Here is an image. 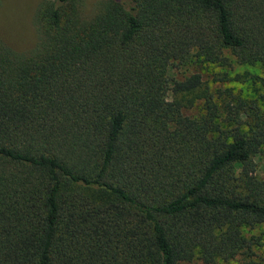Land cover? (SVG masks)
Returning a JSON list of instances; mask_svg holds the SVG:
<instances>
[{
  "label": "trees",
  "instance_id": "obj_1",
  "mask_svg": "<svg viewBox=\"0 0 264 264\" xmlns=\"http://www.w3.org/2000/svg\"><path fill=\"white\" fill-rule=\"evenodd\" d=\"M34 25L26 51L0 40V264L261 244L240 228L264 226V92L210 90L195 68L228 54L264 90V0H45Z\"/></svg>",
  "mask_w": 264,
  "mask_h": 264
},
{
  "label": "rangeland",
  "instance_id": "obj_2",
  "mask_svg": "<svg viewBox=\"0 0 264 264\" xmlns=\"http://www.w3.org/2000/svg\"><path fill=\"white\" fill-rule=\"evenodd\" d=\"M45 0H0V40L13 50L26 51L35 42L34 18L38 5ZM84 14H90L95 5L101 0H79ZM228 66L200 64L195 69L201 74L203 83L210 90L227 89L233 94L252 100L264 90L259 86L255 76L262 77L258 66L237 65L232 56L228 55ZM194 70L192 67L182 68V71ZM240 76L238 80H233ZM168 84L165 83V88ZM255 175L264 181V159L256 160ZM240 235L245 239L259 238L258 246H251L249 250H239L234 255H218L213 262L204 263L198 250L188 260L178 264H243L252 260L258 264H264V226L241 227Z\"/></svg>",
  "mask_w": 264,
  "mask_h": 264
}]
</instances>
